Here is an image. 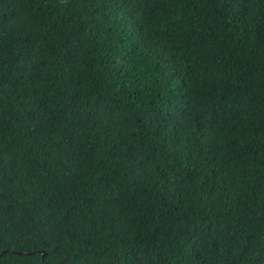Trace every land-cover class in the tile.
<instances>
[{
    "label": "trees",
    "instance_id": "obj_1",
    "mask_svg": "<svg viewBox=\"0 0 264 264\" xmlns=\"http://www.w3.org/2000/svg\"><path fill=\"white\" fill-rule=\"evenodd\" d=\"M264 264V0H0V264Z\"/></svg>",
    "mask_w": 264,
    "mask_h": 264
},
{
    "label": "water",
    "instance_id": "obj_2",
    "mask_svg": "<svg viewBox=\"0 0 264 264\" xmlns=\"http://www.w3.org/2000/svg\"><path fill=\"white\" fill-rule=\"evenodd\" d=\"M40 264H43V261Z\"/></svg>",
    "mask_w": 264,
    "mask_h": 264
}]
</instances>
